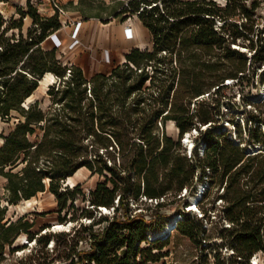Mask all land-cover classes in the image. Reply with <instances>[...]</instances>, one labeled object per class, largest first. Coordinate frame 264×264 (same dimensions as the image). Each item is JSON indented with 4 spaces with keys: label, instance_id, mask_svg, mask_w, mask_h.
Instances as JSON below:
<instances>
[{
    "label": "trees",
    "instance_id": "obj_1",
    "mask_svg": "<svg viewBox=\"0 0 264 264\" xmlns=\"http://www.w3.org/2000/svg\"><path fill=\"white\" fill-rule=\"evenodd\" d=\"M123 2L109 7L108 17H92L103 23L135 17L150 33L151 48L134 47L109 72L90 76L64 64L56 47L43 46L62 26L57 12L42 15L29 0L16 9L18 19L7 20L0 11V121L11 124L0 133L6 193V204L0 202V259L7 248L14 252L11 245L25 235L43 251L51 239L52 253L62 248L54 258L45 251L49 263L169 264L163 261L167 252L153 250L161 251L171 235L150 243L147 237L167 224L160 212L167 201H180L175 212L183 213L182 190L192 194L207 181L200 207L205 217L217 210V249L231 252L227 264H252L256 254H264V97L253 102L243 95L252 109L244 110L243 121L225 119L233 131L219 122L228 115L221 110L224 104L235 105L224 90L254 86L251 74L264 85V29H258L264 0ZM26 18L31 24L24 32ZM46 73L55 78L46 91L49 105L26 104ZM168 121L178 131L176 140L164 130ZM192 129L199 134L188 158L180 139ZM80 168L103 179L88 193L80 184L65 185ZM213 188L211 205L204 209ZM45 191L55 199L58 222L75 223L71 230L37 236L35 219L23 215L4 221L7 206ZM141 197L158 202L150 206ZM219 200V208L212 206ZM138 202L148 205L145 214L135 213ZM100 208L113 210L103 214ZM204 219L187 214L176 228L201 250L209 240ZM213 257L225 264L217 251ZM24 261L19 264H38V254Z\"/></svg>",
    "mask_w": 264,
    "mask_h": 264
},
{
    "label": "rangeland",
    "instance_id": "obj_2",
    "mask_svg": "<svg viewBox=\"0 0 264 264\" xmlns=\"http://www.w3.org/2000/svg\"><path fill=\"white\" fill-rule=\"evenodd\" d=\"M26 1L28 0H4L0 2V11L2 15L9 20V18L18 19L19 15L16 12V9L20 7H25ZM31 4L37 7L38 12L42 15H47L51 13L53 14L52 9L50 8L51 2L48 0H29ZM58 3L59 7H61L63 13L59 16L61 21V33L63 34L64 39H58L61 44H57L51 40V35L46 38L43 46L45 48L56 47L57 54L59 59L64 64H75L82 68L84 74L86 76H90L96 72H109L110 69L114 66V64L122 63L124 61V54L128 52L131 48L137 47L140 49L151 48V42L147 32L140 27V22L135 17H130L122 22L121 18H116L112 20L111 23H103L101 20L97 18H92V16L101 15L102 17H108L110 14L109 7H119L124 0H54ZM217 4L223 3V0H214ZM78 8H83L82 13L78 11ZM260 15L262 16V21L259 23V28L264 29V5L259 10ZM76 15L84 20L85 17L88 18L89 25L91 26L90 33L86 36L84 35V26H81L82 22L78 21L74 23V26L71 28L73 23V19ZM69 23V24H68ZM91 23V24H90ZM31 21L26 18L23 20V31L25 32L27 28L30 27ZM134 31L136 30L137 33H134L135 38L133 40H126V39H107L110 33L114 34L116 37L115 31L116 29L125 31L127 29ZM71 29V31H70ZM115 30V31H114ZM133 31V30H132ZM117 32V31H116ZM16 33V31H15ZM96 33V34H95ZM56 34V33H55ZM95 34V35H94ZM130 34H132L130 32ZM58 38V37H57ZM239 51H246L248 52L243 46L236 45ZM249 54V53H248ZM264 68V65L261 67V70ZM251 74V72H250ZM255 79L251 82L254 86L248 84H242L234 86L232 85L230 89L224 90L223 95L230 98L235 103L234 107H229L226 104L221 108L222 111H227L228 115H224L222 120H220V125L223 128H226L230 132L233 131L234 126L227 122L225 119L229 117L230 119L233 117L234 121H243L244 118V110L247 111L252 109L250 106H245L242 102V97L248 96L253 102L261 101L264 97V85H260L258 83V78L256 75L251 74ZM55 80V79H54ZM231 82V81H230ZM233 84V83H232ZM47 87L43 88L38 86V88L34 91L32 96L26 102L29 103L33 100H38L43 108H46L49 105V98L46 95ZM227 102L228 99L224 100ZM238 106V107H237ZM11 124H7L5 122L0 121V133L4 131L7 133ZM164 130L166 134L172 137L174 140L178 137V131L172 121H168L165 126ZM2 140L0 139V145ZM103 179L100 178L98 175H91L88 170L83 171L80 179L73 183L80 184L81 189L88 193L89 191L93 190L96 184ZM4 183L5 180L0 177V202L2 205H5L6 202L4 201ZM70 186V185H68ZM71 187V186H70ZM215 188L210 192L209 197L206 201H203L205 207L204 209H209L212 197H214ZM187 200L189 199L186 197ZM170 201H173V198H169ZM176 198H174L175 200ZM32 205L29 207L24 208V203L21 201L17 205L7 206V211L5 214L4 221H12L16 220L19 217L25 215L29 219H35V226L32 228L34 233H37V236L44 235L45 233H58L62 231H69L75 225V223H70L69 227L63 229H54V225L60 224L57 220V214L54 212L56 210V202L54 197L48 193L47 191L38 193L32 199ZM176 202V200H175ZM174 202V203H175ZM167 204L165 207L161 209V215H165L167 217L171 216L176 208L180 205V201H177L176 204ZM140 204V205H139ZM222 205L220 201H217L214 207H220ZM77 205L80 207L84 206L80 200L77 201ZM139 208L141 213L145 214L146 207L148 205L141 204L138 202ZM176 207V208H175ZM107 212V211H106ZM45 213V214H40ZM36 215V216H35ZM210 222V226L208 228V237L209 240L205 241L208 245L206 250H201L199 247H196L194 243L189 241L185 236L181 235L176 230L171 232V238L169 244L166 245L161 251L154 249L153 252H167V256L163 258V261H166L169 264H216L214 260V253L217 251L219 253V260H224L225 264L227 258L231 255V252L228 250L219 251L217 249V243L219 239L216 237V228H218V220L219 218L216 217L218 215L217 210L214 212H209L208 214ZM147 219L150 217H146ZM208 220V221H209ZM90 220H85L83 223L88 224ZM69 223H67L68 225ZM217 224L216 228L214 229L215 225ZM72 232V231H71ZM73 232L70 234L72 236ZM203 245V244H202ZM54 247V241L51 239L46 246V250L51 257H55L62 248L58 250L55 254L52 253ZM10 249H14V252H9L8 248L6 249L5 253L3 254V258L0 259V264H19L20 260L25 259L26 256L30 255L31 253L38 254V264H67L66 261L62 260H55L52 263H49V258H45L47 255L45 251L41 250L40 247L34 240L29 241L25 235H20L15 242L11 245ZM18 249V250H17ZM42 261V262H41ZM215 262V263H214ZM252 264H264V254H256L252 260ZM25 263V261H24ZM250 263V262H249ZM27 264V263H26ZM160 264V263H157ZM243 264V263H242Z\"/></svg>",
    "mask_w": 264,
    "mask_h": 264
},
{
    "label": "built area",
    "instance_id": "obj_3",
    "mask_svg": "<svg viewBox=\"0 0 264 264\" xmlns=\"http://www.w3.org/2000/svg\"><path fill=\"white\" fill-rule=\"evenodd\" d=\"M51 2V6L50 8L52 9L53 13L57 12L58 15L60 16L61 13H63L61 7H59L58 3L55 2L54 0H48ZM57 1V0H56ZM219 25V23H217ZM51 40L55 43V46H57V44H60V41L58 40L56 34H52L51 36ZM57 43V44H56ZM233 47H236V45H233ZM227 82H230L227 81ZM207 94L202 95L201 97H199L198 99H202L203 97H206ZM206 127H208V125L202 126L201 129H205ZM198 131L196 129H192L190 132L185 133L183 135V137L180 139L181 141V145H182V150L183 152L186 154V156L188 158H191V156L193 155V151L195 149V139L198 137ZM198 154L199 156L202 154L203 152V146H198ZM255 151H252L251 154H255ZM208 188V183L207 181H203L202 183H198L196 185L195 190L192 192V194H189L188 191L186 189H183L182 192L180 193L179 197L185 198V204H184V212L183 213H179V212H174L171 216L168 217V222L169 223H173L172 227H170V229L167 231V233L165 235H161L162 231L165 229V227H167V224L159 231L156 232H151L149 233L148 237H147V241L150 243L151 241H153L154 239H159V240H164L166 239L169 235H171V232L173 230H176L177 225L179 222L183 221L185 219V216L187 214L194 216L195 218L198 219H204V224L205 227L209 228L210 226V222L214 219H212V216H210V220L208 215L206 217L204 216L203 210L200 207L201 203H200V199L203 195V193L205 192V190ZM188 197L189 199L187 200ZM192 197H195V201L194 203H191V199ZM148 202V204L150 206H154L155 204H157L158 200H152V199H146L145 197H141V201L140 202ZM160 201H162V199H160ZM220 201V200H219ZM203 203V202H202ZM115 204H117V199L115 200ZM220 206V204H219ZM132 207H136V205L132 204ZM139 208V207H138ZM136 209L135 213H139L141 212L140 209ZM101 212L103 214H111L112 212V208L110 209H106V208H100ZM107 211V212H106ZM209 220V221H208ZM256 264V263H254Z\"/></svg>",
    "mask_w": 264,
    "mask_h": 264
},
{
    "label": "bare ground",
    "instance_id": "obj_4",
    "mask_svg": "<svg viewBox=\"0 0 264 264\" xmlns=\"http://www.w3.org/2000/svg\"><path fill=\"white\" fill-rule=\"evenodd\" d=\"M130 32L132 34H130ZM123 36H124V38L126 40H133L135 38L133 31L129 30V29H127L126 31H125V29L123 30ZM54 79L55 78H54L53 74L46 73L44 75V77L39 81V86H41L43 88H46V87H48V85L52 84L55 81ZM28 100H29V98L27 99V101ZM85 170H87V169L86 168H80L78 171H76L74 173V175H72L71 177H68L66 179L67 185H70L71 187L74 186L73 183L77 182L80 179L83 171H85ZM32 199L23 201L24 208L25 207H29V206L32 205V202H33ZM195 200H196L195 197H192L191 203H194ZM172 225H173V223L167 224V227H165V229L162 231L161 235H165L167 233V231L170 229V227H172ZM69 226H70V223L68 225H66V224H64V225L56 224V225H54V227H55L54 229L58 230V229H63V228L69 227Z\"/></svg>",
    "mask_w": 264,
    "mask_h": 264
},
{
    "label": "crops",
    "instance_id": "obj_5",
    "mask_svg": "<svg viewBox=\"0 0 264 264\" xmlns=\"http://www.w3.org/2000/svg\"><path fill=\"white\" fill-rule=\"evenodd\" d=\"M73 3H75V1L73 0ZM52 13V12H51ZM51 13H49L48 15H51ZM93 18V17H92ZM98 19V18H97ZM116 18H109V22L108 23H111V21L112 20H115ZM120 19V18H119ZM128 19H130V18H128ZM127 20V19H126ZM78 21H81L82 22V24H81V26H84V35L86 36L87 34H89L90 33V29H91V26L89 25V22L90 21H88V19H85L84 18V20H82L80 17H79V15H76L75 17H74V19H73V23H70V25H72L71 26V28L74 26V23L75 22H78ZM123 22V21H122ZM108 23H106V24H108ZM69 24V23H68ZM91 24V23H90ZM140 27H142L146 32H147V34H148V36H149V39H151V36H150V33L148 32V30H146L142 25H141V23H140ZM61 29L62 28H60L57 32H56V36L58 37V39H64V38H62L63 37V34L61 33ZM132 30H133V32H135V33H137V31L135 30L134 31V28H132ZM70 31H71V29H70ZM115 31V30H114ZM117 31V32H116ZM116 31H115V34H116V37H114V34H112V33H110V35L107 37V39H125L124 38V36H123V33H122V30H120V29H116ZM96 34V33H95ZM94 34V35H95ZM132 49V48H131ZM94 74V73H93Z\"/></svg>",
    "mask_w": 264,
    "mask_h": 264
},
{
    "label": "water",
    "instance_id": "obj_6",
    "mask_svg": "<svg viewBox=\"0 0 264 264\" xmlns=\"http://www.w3.org/2000/svg\"><path fill=\"white\" fill-rule=\"evenodd\" d=\"M65 185H67V181H65ZM67 225V224H66Z\"/></svg>",
    "mask_w": 264,
    "mask_h": 264
}]
</instances>
